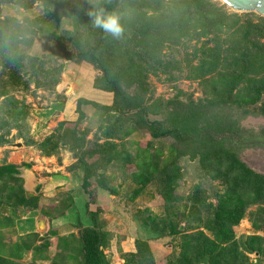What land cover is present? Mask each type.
Returning a JSON list of instances; mask_svg holds the SVG:
<instances>
[{"label":"rangeland","instance_id":"1","mask_svg":"<svg viewBox=\"0 0 264 264\" xmlns=\"http://www.w3.org/2000/svg\"><path fill=\"white\" fill-rule=\"evenodd\" d=\"M82 1L94 7L101 0ZM0 7L2 18L14 17L21 24L25 19L36 20L45 15L38 1L28 9L7 2ZM133 15L130 7L123 14L127 19ZM50 20L57 24V31L37 34L32 47L21 48V52L39 58L44 70L62 66L58 85L46 84L45 78L50 76L42 75L38 79L45 84L38 88L29 64L24 63L19 72L20 84L8 86L9 96L20 102L27 113L24 120L5 117L0 108V137L5 141L0 144V258L7 264H84L81 249L84 229L92 228L99 233V250L107 264H136L124 255L136 253L137 243L148 246L149 264H179L201 234L216 242V251L204 255L198 264H264V229L253 227L258 209H248L239 224L229 230L226 226L216 227L214 215L228 195L227 184L214 176L213 170H204L197 158L176 160L173 175L178 182L172 186L174 200L170 201L168 196L167 201L160 193L163 182L158 181L156 175L165 168L161 160L170 158L171 140L155 141L144 130L134 131L121 141L109 139L110 120L118 115L111 112V118L105 117L91 106L81 108L85 118L80 125L76 124L80 99L110 107L114 105L115 96L94 88L100 73L90 64H76L58 52L55 39L70 32L71 40L82 47L87 41L86 31L71 19L57 21L50 15ZM126 37L132 39L133 32H127ZM256 41L264 44V39ZM156 42L155 51L150 46L141 47L139 52L155 55L162 62H177L183 67L195 50L202 49L201 43L195 41L186 42L184 46L182 41L170 44L159 35ZM68 44V40L63 42L64 46ZM2 59L0 73L6 80L7 62ZM174 76L177 79L169 82L167 75L151 71L145 79L141 78L142 85L147 87L144 99L150 107L147 114L151 121L162 118L160 111L167 101L189 98L197 102L212 97L209 89L206 93L198 81L185 79V67L181 72L174 71ZM136 90L134 86L129 92L133 94ZM229 112L237 124L235 127L244 133L251 130L264 139L263 117L244 116L239 109ZM138 120L135 119L136 127ZM134 125L131 119L125 122L127 129ZM116 131L120 137V133L127 130ZM75 134L80 136L78 142L73 141ZM81 141L85 145L77 151L74 148ZM117 154L148 158L150 166L140 172L136 165L142 162L141 158L128 163L116 157ZM238 157L247 168L264 176V147L244 148ZM108 160L111 161L107 163ZM85 168L92 169L94 174L86 185L83 182ZM35 187H40L38 193L33 191ZM257 219L264 221V214ZM220 232L225 235H219ZM221 239L229 242L222 244Z\"/></svg>","mask_w":264,"mask_h":264},{"label":"trees","instance_id":"2","mask_svg":"<svg viewBox=\"0 0 264 264\" xmlns=\"http://www.w3.org/2000/svg\"><path fill=\"white\" fill-rule=\"evenodd\" d=\"M36 1L41 2L45 10V15L36 20L25 19L21 24L14 17L2 18L0 15V58L7 62L4 68L8 75L4 80L0 73V99L4 98L0 104L1 115L23 121L27 114L22 104L8 93L9 85L20 84L19 72L23 70L24 63L29 64L31 77L35 78L38 88L45 84H41L38 79L42 75L50 76L45 78L46 84L58 85V76L63 67L44 70L39 58L24 55L21 48H31L37 34L57 31L58 26L51 22L50 15L57 21L71 19L86 31L87 41L82 47H77L71 40L73 34L65 32L66 36L55 39L59 54L76 64H90L100 73L94 81V88L115 96L114 105L110 107L80 99L77 103L79 118L76 124L80 125L85 118L81 108L91 106L105 117L111 118V112L118 115L113 121L110 120L112 131L107 136L109 139L121 141L129 138L134 131L144 130L155 141L171 140L173 146H170V158L161 160L165 168L156 175L158 181L163 182L160 193L164 198L167 197V201L168 196L170 201L174 200L172 186L178 182L177 176L173 175L176 160L180 157L197 158L204 170H213V175L227 184L228 195L216 209L215 226L222 229L226 226L229 230L239 224L248 209L257 208L253 227L263 230L264 221L258 220L257 216L264 214V176L247 168L239 160L238 153L244 148L264 147V139L257 137L251 130L244 133L238 126L235 127L229 110L239 109L244 116L264 118V44L256 41L264 39V18L254 14L229 13L225 6L214 0H101L94 7L82 0H0V6L7 2L28 9ZM128 7L134 15L127 19L123 14ZM100 9L105 14L120 17L123 27L120 38H114L101 28L94 27L93 17L89 13ZM127 32H133L132 39L126 37ZM158 35L170 44L181 41L183 46L186 42L201 43V51L195 50V54L190 55L185 62V79L198 81L205 87L206 93L209 89L208 94L212 97L197 102L189 98L185 101L178 98L167 101L160 111L162 118L151 121L147 114L150 107L144 99L147 87L142 85L141 78L145 79L151 71L160 72L167 75L171 82L177 79L174 71L181 72L184 68L177 62H162L155 55H142L139 52L141 47L152 46L150 48L153 50ZM50 36L53 38L55 35L52 33ZM65 40L69 41L67 46L63 45ZM208 43L212 46L207 47ZM195 60L197 64H194ZM134 86L137 90L132 94L129 90ZM128 119L132 120L135 127H125ZM116 130L127 131L120 133L119 137ZM79 139L80 136L75 134L73 141L78 142ZM4 142L3 137H0V144ZM84 145L81 141L74 149L79 151ZM117 155L128 163H135V158H141L142 162L136 165L140 172L150 166L148 158L144 160L138 155ZM150 168L152 170V166ZM85 170L87 173L83 182L86 185L94 174L90 168ZM143 176L146 177L145 174ZM219 235L224 236L225 233L220 232ZM196 240L179 264H198L204 255L216 251V242L207 239L204 234ZM220 242L226 244L229 240L221 239ZM99 248L97 230L84 229L81 248L84 264H107ZM124 256L130 257L136 264H149L151 253L145 243H137V252ZM0 264L7 262L0 258Z\"/></svg>","mask_w":264,"mask_h":264},{"label":"water","instance_id":"3","mask_svg":"<svg viewBox=\"0 0 264 264\" xmlns=\"http://www.w3.org/2000/svg\"><path fill=\"white\" fill-rule=\"evenodd\" d=\"M221 5L235 13H253L258 17L264 18V0H216ZM40 187H35L33 191L38 193ZM41 224V223H40ZM43 226L41 224L40 228Z\"/></svg>","mask_w":264,"mask_h":264},{"label":"clouds","instance_id":"4","mask_svg":"<svg viewBox=\"0 0 264 264\" xmlns=\"http://www.w3.org/2000/svg\"><path fill=\"white\" fill-rule=\"evenodd\" d=\"M89 15L93 17L94 27L101 28L117 39L123 34V27L120 23V17L118 15L105 14L103 9L91 12Z\"/></svg>","mask_w":264,"mask_h":264}]
</instances>
